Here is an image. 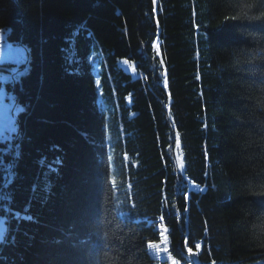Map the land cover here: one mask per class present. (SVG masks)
<instances>
[{"label":"trees","instance_id":"obj_1","mask_svg":"<svg viewBox=\"0 0 264 264\" xmlns=\"http://www.w3.org/2000/svg\"><path fill=\"white\" fill-rule=\"evenodd\" d=\"M0 28V264H158L163 224L183 264H264V0H0Z\"/></svg>","mask_w":264,"mask_h":264},{"label":"rangeland","instance_id":"obj_2","mask_svg":"<svg viewBox=\"0 0 264 264\" xmlns=\"http://www.w3.org/2000/svg\"><path fill=\"white\" fill-rule=\"evenodd\" d=\"M25 61V47L21 42L10 41L7 33L0 28V135L2 137L10 136L17 130L14 120L19 108L16 106L14 88H10V84L17 71L27 68V63L22 66ZM160 228V239L149 243L151 254L159 259L158 264H162V261H166L167 264H180V262L183 264V260L173 256L169 251L167 227L163 224Z\"/></svg>","mask_w":264,"mask_h":264},{"label":"snow or ice","instance_id":"obj_3","mask_svg":"<svg viewBox=\"0 0 264 264\" xmlns=\"http://www.w3.org/2000/svg\"><path fill=\"white\" fill-rule=\"evenodd\" d=\"M165 87H167V80H165ZM178 139V138H177ZM177 141V140H176ZM179 143H180V141H179ZM161 219H163V217H161ZM195 247L196 248H200V245L199 244H196L195 245ZM166 252H168V249H167V251ZM187 253H188V256L190 257V256H192L193 255V252H192V249L191 248H188L187 249ZM168 258H169V256H168ZM180 261V260H179ZM180 264H181V262H180Z\"/></svg>","mask_w":264,"mask_h":264}]
</instances>
